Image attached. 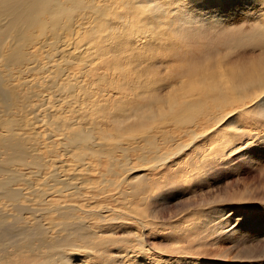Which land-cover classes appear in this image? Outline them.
I'll return each instance as SVG.
<instances>
[{
	"label": "rangeland",
	"instance_id": "1",
	"mask_svg": "<svg viewBox=\"0 0 264 264\" xmlns=\"http://www.w3.org/2000/svg\"><path fill=\"white\" fill-rule=\"evenodd\" d=\"M184 2L186 7L181 11L199 18L194 25L179 21L180 13L175 10L178 6L156 12L162 5L150 0H87L86 5L77 9L76 22L90 28L81 37L67 40L69 44L63 43L60 54L59 50L49 51L50 55L39 53L33 65L39 69L31 72L27 69L33 67L31 65L22 71L0 68L8 87L15 91L22 105H18L19 110H15L14 115L2 119L23 123L14 127V131L28 150V164H45L51 169L64 166L63 175L71 173L69 181L74 185L91 178L98 186L103 182L102 174L111 166L110 159L87 158L86 164L97 169L89 174L83 170V164L68 156L77 147L68 145L65 137L81 130L94 137L96 143H104L117 163H123L125 168L143 170L145 161H153L154 155L172 152L173 157L166 165L131 174L129 183H133L137 175H149L142 183L147 184L145 193L132 195L131 188L125 184L122 190L128 189V192L123 196L113 188L103 191L100 185L95 190H83L89 198L75 199L86 202L89 207L84 205V211L98 208L109 220L116 218V214L126 213L119 222L100 228L101 256L86 258L87 253L80 251L83 255L78 256L80 264H264V208L260 207L264 206V92L260 94L263 98H257L244 113L239 109L243 95L252 87L248 79L264 81V38L259 37H264V5L252 4L240 15L231 12L221 15L222 10L211 6V0ZM84 14L89 18L84 19ZM217 19L223 23H216ZM253 39L263 47H253ZM117 47L119 54L114 52ZM66 64H72L71 68ZM55 66L60 67L59 73L65 76L58 75ZM223 74L227 77L223 78ZM54 82L60 90L68 91L67 95L60 92V99L71 104L64 105L61 100L59 103L63 104L56 105L54 97L59 89L54 88L57 92L49 89ZM253 84L259 86L260 83ZM54 101L50 113L63 115L69 128L65 122H59L62 128L59 131L55 125L46 123V109ZM29 104L30 113H21L23 106ZM204 105V116L192 124V117L199 116ZM187 112L192 115L191 122L185 117ZM221 118L224 119L219 123ZM31 120H34L33 126L27 127ZM214 121L218 122L216 127ZM20 125L23 128L20 129ZM4 130L0 128L1 135L7 134ZM205 131L207 135L195 139L194 134ZM110 136L114 139H109ZM249 140L252 143L248 145ZM118 143L128 151L118 149ZM181 143L191 144L179 153ZM3 151L0 148V162L5 163L7 156ZM151 163L152 166L154 163ZM14 169L30 179H27L28 185H18L20 188L42 183L41 179L31 176L34 170L19 165H14ZM117 171L123 172L118 168ZM29 197L35 199L34 195ZM145 197L147 201L143 200ZM55 198V201L69 202L61 195ZM131 205L133 209L129 208ZM94 218L97 219H93L95 225L101 226L97 223L99 218ZM135 218L148 220L143 219L146 227ZM122 219H126L125 222ZM135 235L143 237L146 254L139 249ZM135 250L143 256L129 261L128 254ZM15 251L7 249L6 259L0 264H8V261L11 264L36 263L37 260L29 259L30 253L11 255ZM151 257L155 258L153 263L147 261Z\"/></svg>",
	"mask_w": 264,
	"mask_h": 264
},
{
	"label": "bare ground",
	"instance_id": "2",
	"mask_svg": "<svg viewBox=\"0 0 264 264\" xmlns=\"http://www.w3.org/2000/svg\"><path fill=\"white\" fill-rule=\"evenodd\" d=\"M86 3H87V0H0V68L20 69V71H22V69L26 68L27 65L33 66L34 64L37 63V61H34V59H35V57H38V55H40L39 53H41V54L45 53L46 55H50L49 51L53 50V53H54V51L57 52L60 48L64 47V46L62 47V44L66 43L67 40L70 41L71 39H74L75 36L81 37L83 34H85L90 27L87 26L86 24L84 26L83 23H79L76 21L78 20L77 9L79 7H81V5H83V6L86 5ZM87 16L88 15L84 14L83 18L88 19L89 17H87ZM79 18H81V17H79ZM89 25H91V24H89ZM241 33H243V31H241ZM235 36H236V34H235ZM252 36H254V35H252ZM259 37H261V39L264 38L261 35ZM245 42H246V40H245ZM249 42H251V41H249ZM253 42H254L253 47H255V46L256 47H263L258 43V40L253 39ZM228 43H230V42H228ZM246 43H248V42H246ZM246 43H245V45H246ZM66 44H69V43H66ZM250 44H252V42ZM250 44H248V45L250 46ZM257 45H259V46H257ZM243 48H245V47L243 46ZM251 48H252V45H251ZM60 51L61 50L58 51V54L61 53ZM67 65L69 66V64H66V67H67ZM58 66H55L56 69H58V71L56 70L58 75H63L62 73H59L60 67H58ZM71 66H72V64H71ZM71 66H69V68H71ZM36 68L33 66L30 68L28 67L27 69H29L30 70L29 72H31L32 70H35ZM37 69H39V68H37ZM65 71L67 72V70H65ZM29 72H25V74L29 73ZM191 72H193V71H191ZM187 74H189V73H187ZM63 76H65V75H63ZM222 77L226 78L227 76L224 75ZM60 78L61 77H59V79ZM208 78H211V77H208ZM179 79L177 81H180ZM204 81H206V79ZM248 81H251L250 85L252 86L251 89L249 88V91L250 92L253 91V92H251L252 93V96H251L250 95L251 93L246 91V93L243 95L244 97L243 96H242L243 98L241 97L243 101H242V104L240 106L241 108H239V109H241V111H243V113H244V111L248 110L250 108V104L252 102H255V100H257V98L262 96L260 94H263V92H264V81L263 80L249 78ZM253 82L254 83H260V84H259V86H255L253 84ZM172 83H174V82H172ZM51 84L52 85L49 89L52 90L53 92H57L56 89L54 90V88L58 87V89H59V86L56 85V82L51 83ZM194 88H196V87H194ZM70 89H71V87H70ZM221 89H223V88H221ZM257 89H259L260 93H259V91H257ZM199 91H200V89H199ZM60 92L62 94H65V95L68 94V91H63V90L59 89L58 95L54 94V95H56V97H54V99H56V101H57L56 105H58V103L61 100H63V98L60 99V97H59L61 94ZM253 93H255V94L253 95ZM72 94H74V93H72ZM188 96H189V94H188ZM218 98H217V100H218ZM262 98H263V96H262ZM72 100H74V99H72ZM63 101H64V105L71 104L70 101H66V99ZM220 101H219V103H220ZM187 102H188V100H187ZM193 103L195 104V102H193V100H192V104ZM52 104L53 105H51V107L46 109L47 113L45 115L48 117V120L46 121V123L49 126L55 125L56 129L59 131H60V129H62L61 124L59 122H65L66 124H68L67 128H69V122L62 119L63 115H62V117H60L58 115L55 116L54 114L52 115L50 113L51 108L55 105V101ZM61 104H63V103H61ZM162 104H160V105H162ZM18 105H20V107L22 106L20 103V99L17 97V94L15 93V91L8 87L5 78L0 73V128H5L4 132L7 133L5 135L0 134V148L4 149L3 153L7 156V158H6L7 160L5 163L0 162V204H1L0 205V261L2 262L6 259L5 258L6 250L11 249V248L16 250L15 252H12L11 255H20V253H25V252L30 253L31 256L29 257V259L32 258V261L37 260L35 264H70L67 257L72 256V255L83 256L80 253V251H84L87 253V255L85 256L86 258L87 257L88 258H95L96 256H101L100 250H99L100 245H101L100 228H102L106 224L119 222L121 217L125 218L123 215H126V213H123L121 211L123 214H121V213L118 215L116 214V218L109 220L108 216H105L104 214H102L98 210V208H97V210L84 211V208H83L84 205L88 206V205H86V202L85 201L76 202L75 199H79L77 201H80V199H82V198H85V197L89 198V197L84 195L83 190H85V189L92 190L95 187H99L100 185H102L104 187L103 191H106L107 188L108 189L113 188L115 190H119L118 193L123 195V196H125L126 192H128V189L122 190V187L125 184H127L131 188L132 195L133 194L137 195L140 191H143V193H145L147 190V184H142V183H144L148 179L149 175H145L146 173L141 175V176L137 175L133 178V183H129V179H130L131 174L138 172L140 169L137 170L136 167H132V166L125 168V166H123V163H121V164L117 163V159L114 157L115 155L110 153L105 148L104 143H101V142L96 143V139L94 137H92L91 135L87 134L84 130H81V131H79V132H77L71 136L67 135L65 137L68 145L75 144L77 147V149H74L76 151L71 153V154H68V156H70V159L71 158L74 159V161H76L77 163L83 164V167H85V169H83V170L85 172L87 171L89 174L92 173V171L95 170L96 168L92 164H86L87 158H97L99 160H102L105 157H107V159L109 158L110 162H111V166L108 167L109 169H107L108 170L107 173L102 174L103 182L100 183L98 186L95 185V183L93 182V179H91V178H88L87 180L83 181V183H81V185H80V183H79V185L78 184L74 185L73 183H71L69 181V177H72L71 173H70V176H69V174L66 175L69 172H67L63 175L64 169L62 170V168H65L64 166H62V167L54 166L51 169L49 167H46L45 164L37 165L34 162L28 164L26 161L27 157L29 156L28 150L23 144L20 143V140L18 138L19 136H17L15 134L16 132L14 131L15 130L14 127L18 126L22 122H17V124H15V122L12 121V119L11 120L2 119V117L8 118V117H11L12 115H14V111L19 110ZM254 105H255V103H254ZM30 106H31L30 104L26 105L25 107L23 106V109H21L22 110L21 113H30V111H31ZM170 107H172V106H170ZM163 109H165V108H163ZM208 109H210V107ZM201 110L199 109V111H201ZM57 111H59V110H57ZM155 111L156 110L154 109L153 113H155ZM193 112H195V111H193ZM205 112H206V108L204 105V110L199 113V116L197 114L198 117L197 116L192 117V115H190L191 113L189 114L188 112L186 113L187 115H185V117H188L189 122H191L189 120V117H192V124H194L193 121H195L197 118H199L201 116H204ZM182 113H185V112L182 111ZM155 114H154V116H155ZM206 114H210V113H206ZM151 115H152V113H151ZM176 115H177V113H175L173 115L174 118ZM53 117H58V118L56 119ZM218 117H219V115H218ZM157 118H158V116H157ZM179 118L182 119V117H179ZM60 119L62 121H60ZM211 119H212V117H211ZM214 119H215V117H214ZM223 119L224 118H221L219 120V123H222ZM53 120H54V122H53ZM176 120H178V119H176ZM33 121L31 120V122H29L26 126L31 127V125H32L31 123ZM217 121H214V124ZM171 122H172V120H171ZM179 122H181V121H179ZM185 122H184V124H185ZM46 123H45V125H47ZM161 125H163V124H161ZM195 125H197V123ZM143 126L145 127V125H143ZM214 127H216V124ZM19 128L21 129V128H23V126L20 125ZM150 128H152V127H150ZM207 128H208V126H207ZM156 129H158V127ZM183 129H184V126H183ZM179 130H180V128H179ZM199 130H201V129H198V131ZM141 131H143V130H141ZM209 131H210V129H209ZM145 132H147V131L145 130ZM152 132H155V131H151V133ZM206 132L207 131H205V133H202V134H194V133L193 134L195 136V139L197 140L198 138H201V137H204L205 135H207L208 133L206 134ZM133 134H135V133H131L132 136H133ZM47 137H48V135H47ZM119 137L120 136H118L117 138H119ZM145 137L147 138V136H145ZM152 137H154V136H152ZM108 138L114 139V137H112V136H110ZM117 138L115 137V139H117ZM123 138L127 139L128 137H123ZM123 138H120V139H123ZM136 138H137V136H136ZM141 139H143V138H141ZM104 141H105V139H104ZM128 141L131 142L132 140L129 139ZM49 142H50V140H49ZM77 142H79V144ZM129 142H126V144ZM19 143H20V145H19ZM190 144L191 143L179 144V146H180V147H178V148H180L179 153L181 151L183 152L184 150L188 149ZM49 145H51V144H49ZM52 145L54 146L55 143H52ZM48 147H50V146H48ZM117 148L123 152L128 151V149H126L127 147L126 148H123V146L120 147L119 143L117 144ZM114 149H115V147H114ZM33 151L36 152V150H33ZM154 156H156V157L154 158L153 161H151L154 164L151 166L150 165V164H152L151 162L147 163L145 161V165L143 166L144 168L141 167L143 170H140L139 172H141V171L145 172L147 170L149 171L151 169H157V168L161 167L162 165H166L169 162V160L171 159V156L173 157L171 151H167V152L162 153L160 155H154ZM34 159H36V158H34ZM128 164H129V162H128ZM14 165H19L20 167H24L28 170L29 169L34 170V171L30 172V173H32L31 176H33L34 178L35 177L39 178V180L41 179L42 183L38 184L36 187L35 186L32 187V185L30 184L29 186H27V188H20L18 185H20L21 183L26 185L27 182L29 184L30 182L28 180H30V179L27 177V174H20L17 170H15ZM66 167H69V166H66ZM71 168H74V167H71ZM117 168L120 169V171L122 170L123 172L121 171L122 173H119L117 171ZM69 169L70 168H67L66 170H69ZM77 169H78V167H77ZM35 170H38V171H35ZM80 170H82V169H80ZM44 171H47V173L44 174ZM77 171H79V170H77ZM72 174H73V172H72ZM124 174H127V175H124ZM108 175L110 177H107ZM84 178H85V176H84ZM91 183L92 184L94 183V184L92 185ZM26 190L28 191V193H25ZM32 195L35 196V199L29 197ZM60 195L69 199L68 200L69 202H65L64 200H63L64 202H62V201H59L58 199H57V201H55V199H56L55 197H57V196L60 197ZM127 196H129V194ZM146 196L148 197L147 194H146ZM51 197H54L53 198L54 200H49V198H51ZM147 197H145L143 200L147 201V199L149 198V197L148 198ZM96 198H99V197H96ZM72 199L75 200L73 203L71 202ZM133 199H135V198H133ZM140 199H142V198H140ZM85 200H87V199H85ZM88 200L90 201L91 199H88ZM129 202H131V201H129ZM132 202H133V200H132ZM125 204H126V202H125ZM129 204H131V203H129ZM88 207H86V208H88ZM131 207H132V205L129 206V208H131ZM92 208H94V207H92ZM108 208L110 209V207H108ZM108 208L105 207L106 210ZM132 209H133V207H132ZM110 210L113 211L112 208ZM113 212H116V211H113ZM79 213H81L84 216L79 215ZM110 213H111V211H110ZM127 216H129V215H127ZM138 216L141 217V215H138ZM94 217L99 218V221H97V223H99L101 226H96L97 224L95 225L93 219H96V218H94ZM113 217H115V216H113ZM129 217H132V216H129ZM134 217H137V216H134ZM135 219L138 220L141 224H143V228L146 227V225L144 224V220H145L144 218H143L144 220L142 218H140V219L135 218ZM125 220L122 219V221H124V222H125ZM129 221H132V218L129 219ZM147 221L145 220V222H147ZM150 228H151V226H150ZM147 229H149V228H147ZM136 240H137V244L140 245L139 249L142 251V254H146L145 249H144L145 242H144L143 237H140L137 235ZM42 249H45L46 252H40V254L35 252V251H41ZM143 249H144V251H143ZM142 254L141 255L137 254L136 250L133 252H130L128 254L129 255V261L134 260L136 257L143 256ZM143 258L146 260V257H143ZM148 260L153 263V261H155V258L151 257V258H148L147 261ZM11 263H12L11 261H8V264H11Z\"/></svg>",
	"mask_w": 264,
	"mask_h": 264
},
{
	"label": "snow or ice",
	"instance_id": "3",
	"mask_svg": "<svg viewBox=\"0 0 264 264\" xmlns=\"http://www.w3.org/2000/svg\"><path fill=\"white\" fill-rule=\"evenodd\" d=\"M150 3H159L162 5V8H157L156 12L162 11L163 8L178 6L175 8V10L180 13L178 19L182 24L194 25L199 20L198 17H194L190 12L181 11V8L186 7L184 0H150ZM252 4H256L257 6L264 5V0H211V6L220 8L222 10L221 15L229 12L235 15H240L244 10L247 9L248 6ZM216 23H223V21L217 19ZM109 39H111V37ZM114 52L119 54V47L115 48ZM251 143L252 141L249 140L248 145ZM260 207L264 208V206L261 205ZM111 254L119 255L117 252H112ZM67 259L69 260L70 264H80L81 261V258L76 255L68 256Z\"/></svg>",
	"mask_w": 264,
	"mask_h": 264
}]
</instances>
